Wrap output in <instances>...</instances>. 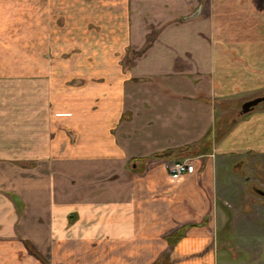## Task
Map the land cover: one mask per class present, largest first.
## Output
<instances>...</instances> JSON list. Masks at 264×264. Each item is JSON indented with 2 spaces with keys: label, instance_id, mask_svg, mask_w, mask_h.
Segmentation results:
<instances>
[{
  "label": "crops",
  "instance_id": "1",
  "mask_svg": "<svg viewBox=\"0 0 264 264\" xmlns=\"http://www.w3.org/2000/svg\"><path fill=\"white\" fill-rule=\"evenodd\" d=\"M41 5L29 46H0L37 63L0 69V264H219L220 183L264 155V102L240 114L264 98V0ZM225 102L240 116L216 134ZM185 149L195 171L172 179Z\"/></svg>",
  "mask_w": 264,
  "mask_h": 264
},
{
  "label": "rangeland",
  "instance_id": "2",
  "mask_svg": "<svg viewBox=\"0 0 264 264\" xmlns=\"http://www.w3.org/2000/svg\"><path fill=\"white\" fill-rule=\"evenodd\" d=\"M46 1L48 0H10L9 7L14 4L17 12L14 13L15 8H12V13L0 14V46L4 40L10 44L12 39H16L21 34L24 49L29 46L31 23L37 19L31 11H35L37 7L40 10L41 4L46 6ZM1 2L4 1L1 0ZM40 21L43 20L40 19ZM54 21L58 28L64 26L63 19L59 20L54 17ZM1 38L6 39L2 40ZM2 59L4 58L0 57V69H3L2 65L5 66L4 69H13L17 65L18 69L26 72L37 64L31 61V57H23V60L18 61L17 64L15 61L12 63L3 62ZM228 103L222 104L223 111L219 106L215 107L216 134L226 124V120H237L240 116L239 103ZM262 107H264V103L256 111ZM263 189L264 155L259 158L237 159L235 164L227 168L226 181L220 183V197L223 196L224 204L221 203L217 206L222 218L225 216V221L222 220V224L216 227L214 234L216 259L219 264L222 262L227 264H264V227L261 229V223L255 222L253 229L246 228L243 216H240L254 212L250 201H254L258 197V191ZM22 253L24 254L19 255L20 259H24L26 256V249ZM44 260V264H54L46 257Z\"/></svg>",
  "mask_w": 264,
  "mask_h": 264
},
{
  "label": "built area",
  "instance_id": "3",
  "mask_svg": "<svg viewBox=\"0 0 264 264\" xmlns=\"http://www.w3.org/2000/svg\"><path fill=\"white\" fill-rule=\"evenodd\" d=\"M165 165L172 179H178L185 174H193L195 171L192 159H183L181 161L166 163Z\"/></svg>",
  "mask_w": 264,
  "mask_h": 264
},
{
  "label": "water",
  "instance_id": "4",
  "mask_svg": "<svg viewBox=\"0 0 264 264\" xmlns=\"http://www.w3.org/2000/svg\"><path fill=\"white\" fill-rule=\"evenodd\" d=\"M199 11L194 15H198ZM262 102H264V98H257L252 101H248L244 103L241 106L240 114L245 115L248 114L249 112L253 111L256 106H259Z\"/></svg>",
  "mask_w": 264,
  "mask_h": 264
},
{
  "label": "trees",
  "instance_id": "5",
  "mask_svg": "<svg viewBox=\"0 0 264 264\" xmlns=\"http://www.w3.org/2000/svg\"><path fill=\"white\" fill-rule=\"evenodd\" d=\"M188 152H189V149H185L184 150V154L188 153ZM187 156L188 155H186V157L184 159H188L189 157H187ZM159 157L162 158V159L170 160V159H172L173 155L165 154V155H160Z\"/></svg>",
  "mask_w": 264,
  "mask_h": 264
}]
</instances>
